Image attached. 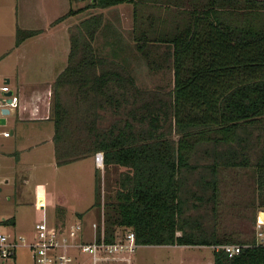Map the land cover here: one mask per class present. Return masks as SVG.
Returning <instances> with one entry per match:
<instances>
[{"label":"trees","instance_id":"obj_1","mask_svg":"<svg viewBox=\"0 0 264 264\" xmlns=\"http://www.w3.org/2000/svg\"><path fill=\"white\" fill-rule=\"evenodd\" d=\"M125 1L136 50L173 85L142 86L119 50L99 49L103 11L73 24L52 83L57 162L104 152L92 205L108 241L133 229L138 244L233 242L216 228L220 170L250 167L264 206V0H156L159 16L143 25L145 0H90L56 21ZM40 30L19 27L16 43ZM242 244L233 255L215 247L214 264H264V242Z\"/></svg>","mask_w":264,"mask_h":264},{"label":"rangeland","instance_id":"obj_2","mask_svg":"<svg viewBox=\"0 0 264 264\" xmlns=\"http://www.w3.org/2000/svg\"><path fill=\"white\" fill-rule=\"evenodd\" d=\"M127 3L129 2L123 4L128 6ZM111 6L112 8L120 7V5ZM114 13V10H108L110 20H113ZM113 26L117 28L118 35L127 40L131 38V25L128 18L125 17L119 25ZM16 35L14 1L0 0V78L5 76L4 71H10L20 62L14 50L12 51ZM102 39L99 33L98 41ZM9 49H11L10 52H8ZM130 61L140 85L155 87L162 84L167 88L173 85L171 70L151 68L147 61L138 55L133 56ZM11 77V86L18 89L15 76ZM7 117V126L14 127L16 131L12 135H0V143L4 142L0 145L2 164L0 228L12 233H24L29 239H33L37 232L35 228L37 221L43 218L56 221L54 206L58 201L72 214V220H80L83 223L84 238L92 239L95 233L93 222L99 223L100 220L97 207L92 205L95 199V173L96 169H99L104 192L106 187L104 166L97 165L92 154L59 164L53 149L48 148L53 144L44 143L34 145L29 148L30 150L26 149L31 154L28 168L18 169L19 172L13 168L12 172H8L10 165H14L18 160L15 150L22 145L20 141H31L33 137L30 136L34 132L46 135L49 131L52 132L53 126L41 123L38 124V128L36 126L29 129L27 121L18 117L15 111ZM54 123L53 120L52 124ZM21 126L23 136L20 139L19 127ZM25 138L30 139L24 140ZM6 177H9V180L6 181ZM219 177L220 193L216 223L218 234L237 243L252 241V238H256L257 228H259L258 211L264 209L257 198L252 169L250 167L223 168L220 170ZM40 190H44L46 195L50 196L49 205L43 208L38 207L35 200L36 192ZM10 216L15 219V222L4 221V218ZM261 229L264 231V224ZM214 248L213 244H138L133 253L128 254L126 261L127 264H212ZM77 258H79V264H94L92 254L81 252ZM126 261L118 257L109 262L103 261L97 264H125ZM4 264L35 263L31 249L18 246L16 255Z\"/></svg>","mask_w":264,"mask_h":264},{"label":"crops","instance_id":"obj_3","mask_svg":"<svg viewBox=\"0 0 264 264\" xmlns=\"http://www.w3.org/2000/svg\"><path fill=\"white\" fill-rule=\"evenodd\" d=\"M13 1L16 14V34L19 27L39 28L41 30L25 37L18 44L16 43L15 39L12 51L14 50L20 62L15 66V68L10 69V71H4L3 74L5 76L3 78L9 77L8 81L10 84L12 75H14L17 80L18 89L12 87L19 98V103L15 112L18 117L27 121V128L29 127V129H32L36 126L38 128V124L41 123H44L46 126H53L52 132L49 131L46 135L39 132H34L30 136L33 137L31 138V141H20L22 145L18 147L19 150H15L17 154L16 159L18 160H16L14 165L11 164L8 169V172H12L13 168L14 170L16 169V172H19L18 169L20 170L28 168V162L31 154H29L28 150L26 149H29L34 145L52 143L53 146L48 148H52L53 154H55V123L52 124L54 120L52 117L54 97L52 92V83L56 79L59 72L67 64L68 55L71 49L70 27L73 24L78 23L81 19L89 16L93 12L103 11L105 14V24L98 31L95 39V44L99 47V49L109 54V52H112L116 48L119 50L118 55L115 57L116 59H123L127 57L130 60L135 55L144 58L146 61L147 59L135 48V41L133 37V2L125 1L129 2L127 3L128 6L123 4L124 2L113 4L120 5V7L117 6L118 8H112L113 6L111 5L107 7H89L76 13H71L63 19L56 21V18L67 12L71 6L78 8L90 2V0ZM156 3V0H145L143 4H140L142 5V16H140L139 20L142 25L148 24L149 21L151 22V20H153L152 16L156 21V16H159ZM105 9H107V11ZM110 9L114 10L115 12L113 20H110V16H108V10ZM125 17L128 18L131 25V38H129V40L125 39L121 35H118L117 28L113 26L115 24L119 25ZM105 25H108L107 30L103 29ZM99 33L103 39L98 41ZM10 51L11 49L8 50V52ZM28 123H30V125ZM10 128H12V133L10 134L12 135L15 133L16 129L14 127ZM22 129V126L19 127L20 139L21 136H23ZM27 139L30 138H25L24 140ZM3 144L4 142L2 141L0 145ZM19 144L20 143H18V145ZM92 155L94 156V154ZM1 168L2 164L0 162V170ZM5 180H9V177H6ZM1 188L2 186L0 184V189ZM37 194H42L46 200V205H49L48 200L50 196L46 195L44 190L37 191L36 197ZM54 207V216L56 222L61 221L68 224L74 221L71 217L72 214L68 212L62 203L57 201ZM255 239L256 238H252V240ZM244 242L249 241H241L239 243ZM124 263L127 264L126 262ZM212 264H214V256Z\"/></svg>","mask_w":264,"mask_h":264},{"label":"built area","instance_id":"obj_4","mask_svg":"<svg viewBox=\"0 0 264 264\" xmlns=\"http://www.w3.org/2000/svg\"><path fill=\"white\" fill-rule=\"evenodd\" d=\"M12 92L9 93V90ZM19 103L18 95L13 90L10 82L6 78H0V135L8 136L12 133V128L7 126L8 114L16 111ZM9 112H5V108ZM6 121H2V117ZM97 165L104 166V152L98 150L94 154ZM1 184V181H0ZM36 204L38 207H45L46 200L42 194H37ZM104 217L101 219V232H98V222H93L92 239H85L83 234V223L74 220L71 223L61 221H49L43 218L35 224L36 233L33 239H29L24 233H12L0 228V264H4L8 259L16 255L18 246H26L31 249L35 264H79V255L86 252L93 255L94 264L103 261L117 259L127 260V256L133 253L136 246V233L133 229H126L116 240L108 241L105 238ZM5 219V218H4ZM264 220L258 219L256 240L264 242V231L261 229ZM244 244L237 242H225L213 244L216 248H224L229 255L240 252ZM78 250V251H77ZM126 263H128L126 261Z\"/></svg>","mask_w":264,"mask_h":264},{"label":"water","instance_id":"obj_5","mask_svg":"<svg viewBox=\"0 0 264 264\" xmlns=\"http://www.w3.org/2000/svg\"><path fill=\"white\" fill-rule=\"evenodd\" d=\"M6 80H9V77H7ZM11 92H12V89L9 90V93H11ZM5 112H9V108H8V107L5 108ZM2 121H3V122L6 121L5 116L2 117ZM258 213H259V218H260V219H261V218H264V209H260Z\"/></svg>","mask_w":264,"mask_h":264},{"label":"bare ground","instance_id":"obj_6","mask_svg":"<svg viewBox=\"0 0 264 264\" xmlns=\"http://www.w3.org/2000/svg\"><path fill=\"white\" fill-rule=\"evenodd\" d=\"M262 220H264V218H261Z\"/></svg>","mask_w":264,"mask_h":264}]
</instances>
